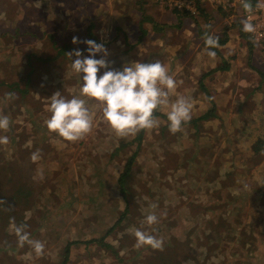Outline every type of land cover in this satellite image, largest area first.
<instances>
[{
  "label": "rangeland",
  "instance_id": "obj_1",
  "mask_svg": "<svg viewBox=\"0 0 264 264\" xmlns=\"http://www.w3.org/2000/svg\"><path fill=\"white\" fill-rule=\"evenodd\" d=\"M51 1L64 4L48 12L36 6L39 0H0V21L7 18L5 30L12 28L17 35L7 41L8 49L4 44L0 49V55L14 53L1 55L0 60L14 62L22 51L53 52L54 47L64 46L59 59L68 68L67 76L57 73L54 79L41 69L39 81L11 100L4 97L7 90L0 91V116L9 119V128L0 129V135L8 137L6 144H0V164L16 163L19 175H33L37 198L31 210L34 220L26 231L45 245L43 254L37 256L29 244L21 247L15 234V239L5 234L0 238V264H60L64 258V264H148L167 243L177 241L202 264H247L248 260L264 264V230L262 235L253 230L257 208H262L264 220V203H258L249 191L264 172V152L253 155L250 147L251 133L264 129V119L253 118L252 127L249 124L250 114H259L258 105L264 102V51L248 47L253 65L249 62L246 71L244 62L238 64L240 58L236 59L237 75H215V70H208L199 76L187 63L206 57L215 61L205 46V37L212 34L211 22L199 15L190 21L182 19L176 27L172 22L154 21V0ZM187 21L190 29L185 28ZM218 28L222 29L217 24ZM216 35L212 34L220 39ZM73 37L79 42L73 43ZM89 39L107 48L111 68L122 67L116 63L120 56L135 62L160 60L168 67L178 84L169 105L154 110L163 116V120L155 117L157 127L117 135L102 119L100 105L87 100L95 120L82 139L67 141L48 130L50 95L56 91L65 97L79 94V77L71 70L68 52L84 50V41ZM126 42L133 44L129 51L116 50ZM8 67V63L0 64L4 86L10 85ZM254 80L258 82L250 84ZM179 95L190 99L191 117L213 103L218 118L194 121L190 129L158 136L167 127L164 116ZM177 134L181 135L178 141ZM131 157L133 175L118 194L113 176L118 177L120 164ZM224 199L231 200L227 208L219 204ZM148 213H155L158 222L147 225L144 217ZM119 216L124 220L105 234L106 246L76 243L101 237ZM137 229L159 238L162 246H137Z\"/></svg>",
  "mask_w": 264,
  "mask_h": 264
},
{
  "label": "clouds",
  "instance_id": "obj_2",
  "mask_svg": "<svg viewBox=\"0 0 264 264\" xmlns=\"http://www.w3.org/2000/svg\"><path fill=\"white\" fill-rule=\"evenodd\" d=\"M243 7L250 11L251 4L245 0ZM257 7L264 9V0H257ZM242 31L254 32L256 26L248 19L241 21ZM73 37V43H78ZM84 50L73 49L68 52L71 58V70L79 77V94L65 97L60 91L50 95L46 111L49 116L45 120L49 131L56 133L67 141L82 139L92 130L95 112L88 106L87 100L100 105L102 119L116 132L124 136L134 134L141 129L157 127L159 121L154 110L169 105V96L177 88V80L169 73L168 67L160 60L151 62H125L117 70L109 67L108 50L94 40H86ZM205 46L209 57H215L218 38L212 35L205 37ZM87 52V55H83ZM102 53L99 58L97 54ZM75 59H72V57ZM104 71L101 72V70ZM98 73L100 75L98 76ZM192 104L183 95L176 97L166 112L168 128L171 132L179 131L183 124L191 119ZM9 128L7 115L0 116V129ZM8 137L0 135V144H6ZM37 155L33 154V159ZM152 207H155L153 205ZM144 222L151 226L158 222L155 213H148ZM27 225H14L18 244L22 247L29 244L37 256L42 255L44 243L31 239L26 231ZM137 246L149 245L160 248L162 241L147 231L137 229Z\"/></svg>",
  "mask_w": 264,
  "mask_h": 264
},
{
  "label": "trees",
  "instance_id": "obj_3",
  "mask_svg": "<svg viewBox=\"0 0 264 264\" xmlns=\"http://www.w3.org/2000/svg\"><path fill=\"white\" fill-rule=\"evenodd\" d=\"M203 2H206V1L198 0V3H197L198 13L197 14H192L188 10L180 11V10H177L176 8L167 7L168 10L171 11L173 16L175 17V19H172V23L177 27L182 19L184 20L187 19L188 21H190L192 20V18L196 19L198 15L201 17V19H206L210 21V18L212 17L211 15H213L212 12L214 10H215L214 11L215 14H217L218 12L223 13L224 11V9H222L221 7H217L216 5L211 6L207 4L209 5V7L206 5L201 6V3ZM153 3L157 5L156 2H153ZM63 4L59 2L57 5L51 0H39L37 5L36 4H33V5H36V6L40 5L44 9V11L51 12L55 9V6L61 8ZM162 10H167V9H162ZM181 15L182 17L183 16H186V17L182 18ZM7 21H8L7 18H5V20L1 19L0 21V49H2L1 45L3 44L5 45L6 49H8L9 46L6 45L7 41L9 39L15 40V38L17 37L15 32H13L14 30L12 28H8L5 30L6 26H4V22L6 24ZM158 21L160 24L164 23L163 21H160V20ZM188 21L185 23L186 25L185 28L190 29V27H188ZM153 24H155V22H153ZM246 34L249 35L248 32H246ZM10 45L14 46L12 43H10ZM131 47H133V44H127L126 42V45H124L121 48H117L116 50H119L120 53H126V51H129ZM63 49H64V46H61V47L58 46V47H54L53 52L43 51V52L35 53V52L30 51L26 53L25 51H22L21 52L22 56L20 58L16 57L17 59L15 58L14 62L12 60L10 61L9 59H6L5 61L4 59L0 60V64H4V63L9 64V67H8L9 69H7L9 72V77L7 78V80L10 81V85L4 86V84L6 83L5 82L6 79L0 80V91L6 92L7 90V94L9 95V96L4 95V97H7L6 98L7 100H11V96H13L14 94L16 93L18 94L21 91H25L27 86H29V88L32 87L30 85L35 83L36 81H39V78H41L39 77L42 73L41 69H45V71H47L46 73H43V74L52 73L51 76H53V79H54V75L57 73L59 74L65 73L67 76L68 68L64 66V63L62 65V62L59 59V55ZM11 53H14V51L11 50V52H7L6 54H1V55L8 56ZM52 61L53 62L56 61V63L54 64ZM120 62L124 64L125 62L131 63L135 61H133L129 57L120 56V58L116 61V63H120ZM2 67H6V66L2 65ZM55 80L57 81L59 79L55 78ZM211 103L212 101H210V104ZM258 115H259L258 119H264V110L260 111ZM154 116L157 118H161L163 120L162 114L157 113V114H154ZM164 118H166L167 120L166 115L164 116ZM216 118H218L217 112H216V106L212 103L211 106L207 107V109L204 112L197 113L196 116L191 117V119L187 123L183 124L181 128L186 127V129H190V126L188 125L193 124L192 122L194 121H200V120H205V119L210 120V119H216ZM166 126L167 127L159 131V134L157 132L158 136H160L161 133H164V135H167V133L171 132L168 128V125ZM142 131L143 129H141V133ZM251 135H254V138L251 139L252 142L250 145L251 149L253 150V155L259 152H264V129H262V131H259L258 133L257 132L254 134L251 133ZM180 136H181L180 134H177V137H175V140L178 141V138H180ZM131 159L132 157L124 160V163L120 164V171L118 173V177L114 178L113 176L115 186L119 188L118 194L123 193L126 183L128 184V182L126 181H128V178L133 172V165H132L133 160ZM34 180L35 179L33 178V175H19L18 167L16 163L10 162V164L7 166H3L0 164V238L5 237L6 236L5 234H8L10 237H13V235L15 234L14 225L26 224L28 227L31 226V222H33L34 220L32 217L31 210L37 198V194L35 191L36 183L34 182ZM263 185H264V172L260 175L259 182H255V186L251 185L252 188L249 190L251 191L250 193L252 194L254 193L253 195H255V199H257L258 203L260 202L264 203V188H263L264 186ZM218 197H221V196H218ZM231 197L232 195L228 196V198H231ZM215 201L217 202L216 199ZM230 202H231L230 199H224L219 204L224 205V207L227 208ZM261 210L262 208L260 209L257 208V213H256L257 217L255 219L256 224L254 226L256 229L253 228V230L258 235H262L263 234L262 232L264 230V228L262 227L264 220H262L263 218L260 217ZM123 220L124 218L119 216L117 221L114 224L108 225L107 228H105L104 234L101 235V237L99 238H92L88 241L87 240H75V241L76 243H78V245L83 244L82 246H86V247H88L90 243H93V242L95 243L98 242L101 246H106L107 244H105V241H104L105 234L107 235L110 232H112V230L118 225L117 223H122ZM5 229L7 230L9 229L10 233H5L7 232L5 231ZM68 249H69V245L67 246V249H65L66 254H67ZM185 259H186V262H183V260ZM65 260L67 259L64 258L60 264H64ZM263 260H264V255H263ZM147 262L148 264H202V263L196 262L195 256L192 254H189L187 247L183 245L182 243H178V241L167 243L164 249H161L159 253L158 252L155 253L151 258H149ZM247 264H252V263L250 260H248Z\"/></svg>",
  "mask_w": 264,
  "mask_h": 264
},
{
  "label": "crops",
  "instance_id": "obj_4",
  "mask_svg": "<svg viewBox=\"0 0 264 264\" xmlns=\"http://www.w3.org/2000/svg\"><path fill=\"white\" fill-rule=\"evenodd\" d=\"M153 11L154 12L151 16L154 17V21L160 20V21H163L164 23H171L172 19H175L171 11L162 10L156 7V5H155V8H153ZM214 11L212 12L213 15H211L212 17L210 18L211 33L214 35L217 34L216 36L220 37V39L218 38V42L221 44L215 50L216 52L215 61L211 62V59L206 57L205 59L200 60L201 62H198V63H195V62L187 63V67L188 68L190 67V69H193V70L194 69L198 70L200 74L199 76L201 75L204 76L205 71H208V70H211V71L215 70L213 71L214 72L213 74L215 75H218L219 73L227 72L226 76L227 75L232 76V75L239 74V71H240L238 70L239 66H235L237 65L235 61L236 59L240 58L238 64L240 62H244L245 70L246 71L249 70L250 68L249 62H250V66L253 64H252V61L249 60L250 53H249L248 47L250 48L251 51H252L251 45L254 47V49H257V50L264 51V48H262L260 45L256 43H253L250 39V36L246 34V32L241 30L242 24L238 16H233L231 12L228 10L227 11L224 10L222 13L223 15L215 14ZM217 24L221 26L222 29L223 28L224 29L223 30L219 28L216 29ZM204 27H205V24H204ZM207 29L209 30L208 27ZM224 45L227 50L221 52ZM168 48H171V47H168ZM182 65H184L183 67H185V64H182ZM180 66L181 65H178V64L176 65V67H180ZM246 76H250V75H246ZM263 76H264V73H263ZM247 82L248 80L246 79V83ZM253 82H258V81L257 80L251 81L250 84H253ZM261 92L264 93V87H262ZM258 106L261 109V111L264 110L262 109L264 107V102L260 103V105ZM258 117H259L258 114L255 117H253L252 114H250L249 124H251V127H252V123L254 122V119L257 120Z\"/></svg>",
  "mask_w": 264,
  "mask_h": 264
},
{
  "label": "built area",
  "instance_id": "obj_5",
  "mask_svg": "<svg viewBox=\"0 0 264 264\" xmlns=\"http://www.w3.org/2000/svg\"><path fill=\"white\" fill-rule=\"evenodd\" d=\"M206 2L201 3V6L206 4L216 5L224 10L231 12L233 16H238L240 20L248 19L255 26L254 32H248L251 41L259 44L264 48V9L257 7V0H247L251 4V10L248 11L243 7L245 0H205ZM159 6L176 8L177 10L183 11L188 10L192 14H197V3L198 0H154Z\"/></svg>",
  "mask_w": 264,
  "mask_h": 264
}]
</instances>
